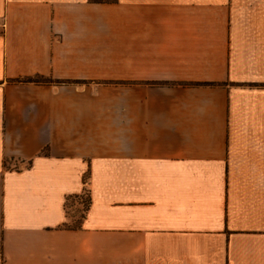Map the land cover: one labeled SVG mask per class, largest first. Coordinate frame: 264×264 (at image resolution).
Listing matches in <instances>:
<instances>
[{"label": "crops", "instance_id": "obj_1", "mask_svg": "<svg viewBox=\"0 0 264 264\" xmlns=\"http://www.w3.org/2000/svg\"><path fill=\"white\" fill-rule=\"evenodd\" d=\"M0 264H264V0H0Z\"/></svg>", "mask_w": 264, "mask_h": 264}, {"label": "rangeland", "instance_id": "obj_2", "mask_svg": "<svg viewBox=\"0 0 264 264\" xmlns=\"http://www.w3.org/2000/svg\"><path fill=\"white\" fill-rule=\"evenodd\" d=\"M87 200H88V195H87V193H85L82 196V201L84 203V202H87ZM68 204L70 205V207H68V215H69V222H68L69 224L68 225L73 226L77 222L80 221L83 208H81L80 206H76L75 200L70 201Z\"/></svg>", "mask_w": 264, "mask_h": 264}, {"label": "trees", "instance_id": "obj_3", "mask_svg": "<svg viewBox=\"0 0 264 264\" xmlns=\"http://www.w3.org/2000/svg\"><path fill=\"white\" fill-rule=\"evenodd\" d=\"M90 1H92L93 3H114V2H116V0H90ZM36 82L42 83V82H47V81L38 80ZM85 207L88 208V203H87V205Z\"/></svg>", "mask_w": 264, "mask_h": 264}]
</instances>
